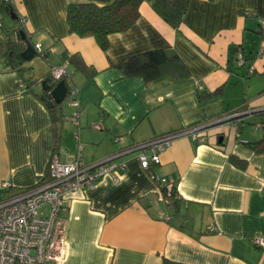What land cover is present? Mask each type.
Instances as JSON below:
<instances>
[{"label": "crops", "instance_id": "obj_1", "mask_svg": "<svg viewBox=\"0 0 264 264\" xmlns=\"http://www.w3.org/2000/svg\"><path fill=\"white\" fill-rule=\"evenodd\" d=\"M111 1H11L25 19L27 38L46 52L44 59L36 54L41 67L24 64L31 67L25 74L32 78L29 88L22 87L5 55L4 30L20 22L2 14L0 199L36 185L53 154L62 162L77 155L97 161L170 132L251 111L236 126L229 121L207 128L202 142L175 137L150 172L135 155H125L117 160L123 163L117 181L105 177L69 194L61 211L67 226L59 264H264V248L252 240L264 235V152L246 143L264 134V128L254 129L264 121V114L254 115L264 110V0H189L179 28L152 9L153 0H142L138 19L110 34L107 50L92 37L69 33L67 4ZM160 48L174 49L189 74L148 84L139 75H124L129 57ZM74 54L87 70L67 64L79 107L68 96L55 146L38 80ZM153 175L173 183L175 203L166 200ZM3 182L11 189H3Z\"/></svg>", "mask_w": 264, "mask_h": 264}, {"label": "built area", "instance_id": "obj_2", "mask_svg": "<svg viewBox=\"0 0 264 264\" xmlns=\"http://www.w3.org/2000/svg\"><path fill=\"white\" fill-rule=\"evenodd\" d=\"M10 2L12 0H5ZM20 24L25 19L20 17ZM264 26V19L261 20ZM35 53L43 59L45 52L41 44L34 45ZM238 64L244 63L242 52L237 53ZM69 58L61 65L52 66L49 74L53 81L65 80L69 84L71 103L79 107L77 89L70 86V74L67 71ZM243 114L236 116L237 114ZM252 114L251 111L236 112L212 122L180 129L164 134L152 140L121 149L101 160L85 162L80 155L70 161L62 162L53 154L47 168V180L36 183L33 187L20 189L0 199V264H59L65 252V234L67 220L61 215L69 194L83 188H91L105 177L118 180L123 171V163L117 160L122 156L133 154L142 168L160 163V153L180 135L188 136L194 142H202V133L209 127L231 122L235 126L242 119ZM78 113L73 114V119ZM236 116V117H233ZM96 129L100 123L93 124ZM264 128V121L254 124V129ZM1 187L11 189L7 182ZM170 188V184H167ZM47 207L46 212L39 213V208ZM215 230V228H210ZM253 242L264 248V235H256Z\"/></svg>", "mask_w": 264, "mask_h": 264}, {"label": "trees", "instance_id": "obj_3", "mask_svg": "<svg viewBox=\"0 0 264 264\" xmlns=\"http://www.w3.org/2000/svg\"><path fill=\"white\" fill-rule=\"evenodd\" d=\"M189 0H153L151 3L152 9L172 28H179L182 18L188 8ZM142 0H112L107 4H95L92 2H72L66 6V23L69 33L75 34L79 37H92L100 49L107 50L109 47V35L113 33L123 32L129 29L140 16L139 7ZM8 15L14 22L19 20L20 16L16 13L12 2L0 0V21L3 20L2 14ZM21 25V24H20ZM22 27V25H21ZM15 27L13 29L4 30V26L0 23V28L5 32L6 36V50L5 55L8 61L12 63L13 68L21 75V85L23 88H29L32 81L30 76L25 74L30 72L31 67H25L24 61L21 57V52L25 49V42L29 40L24 33L23 27ZM25 35L22 39L21 33ZM15 35L16 38L13 36ZM44 57H46V52ZM70 61L79 66L83 70L86 65L83 61L74 54L70 57ZM126 76L139 75L143 78L146 84L162 76L168 75L173 78H182L189 74L188 68L185 63L180 59L179 55L174 49L160 48L147 50L129 57L122 69ZM41 86V92L38 94L39 98L47 105V95L59 82H63L66 86V98L69 96L70 87L65 80L53 81L50 74L47 73L41 80H38ZM48 87L47 90H43ZM208 96V95H207ZM62 105L54 104L48 107L51 121L54 128V143L57 146L60 137V128L64 120L62 114ZM264 114V110L254 112V115ZM246 121V117L242 119V123ZM257 152H264V134H262L256 141L246 142ZM55 152V150H54ZM230 159L237 165L242 166L243 162L236 157L230 155ZM151 163L146 169L151 171ZM158 182L160 190L166 200L175 203L178 195L176 187L173 183L170 188L166 184H162L160 178L153 175ZM48 172L40 177L37 183L47 180ZM181 264V263H176Z\"/></svg>", "mask_w": 264, "mask_h": 264}, {"label": "water", "instance_id": "obj_4", "mask_svg": "<svg viewBox=\"0 0 264 264\" xmlns=\"http://www.w3.org/2000/svg\"><path fill=\"white\" fill-rule=\"evenodd\" d=\"M21 37L22 39H25L24 33L21 31ZM26 46L25 49L21 52V57L23 58L24 61H29L31 60L35 55V48L33 43L30 40H26L25 42ZM42 88L43 90H47L48 87H44V82H42ZM66 86L64 85L63 82H59L52 90L49 91L47 95V106L52 107L54 104H61L64 102L66 98ZM243 114H237L236 116H241ZM233 116V117H236Z\"/></svg>", "mask_w": 264, "mask_h": 264}, {"label": "rangeland", "instance_id": "obj_5", "mask_svg": "<svg viewBox=\"0 0 264 264\" xmlns=\"http://www.w3.org/2000/svg\"><path fill=\"white\" fill-rule=\"evenodd\" d=\"M13 37L16 38L15 36H13ZM26 63H30V64H33V65H37L38 64V66L41 67L43 65V60L39 56L35 55L31 60L27 61ZM40 63H41V65H40ZM68 99H69L68 97L65 98V100L63 102V106L64 107L67 105L66 103H67ZM44 211H45V209L43 207L39 208V213L40 214H42Z\"/></svg>", "mask_w": 264, "mask_h": 264}]
</instances>
